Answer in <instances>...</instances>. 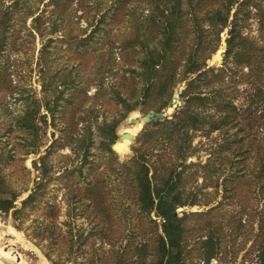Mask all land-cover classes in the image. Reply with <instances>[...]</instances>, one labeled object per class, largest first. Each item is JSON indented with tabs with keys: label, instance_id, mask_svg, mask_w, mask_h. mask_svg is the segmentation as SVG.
I'll return each instance as SVG.
<instances>
[{
	"label": "rangeland",
	"instance_id": "rangeland-1",
	"mask_svg": "<svg viewBox=\"0 0 264 264\" xmlns=\"http://www.w3.org/2000/svg\"><path fill=\"white\" fill-rule=\"evenodd\" d=\"M176 1L0 0V177L9 192L2 198L17 197L9 214L0 212V252L9 251L23 264H52L47 256L65 264H153L162 219L138 204L133 163L145 157L150 179L163 164L181 163L162 140L165 130L181 123L184 117L175 116L187 109L206 121H221L215 106L219 98L212 94L222 91L239 108L237 126L228 133L211 131L210 124L188 131L191 148L181 186L184 199L196 205L176 212L187 215L185 260L205 264L212 253L209 264H259L264 181L242 185L238 179L245 172L250 179L254 168L258 143L249 140L264 143V0L247 8H240L243 0H238L225 29L214 28L197 10L204 33L192 17V2L202 0H180L185 14L171 58L178 66L175 84L161 91L162 79L147 97L143 78L132 73L142 72L144 54L137 50L129 59L125 43L139 34L145 37L139 29L160 19L157 8L170 12ZM236 12L240 32L256 52L251 64L239 63L235 53L225 61ZM162 40L160 34L147 44L161 49ZM197 46L208 67L190 74L187 61ZM224 64L226 69H220ZM212 68L216 75L210 72L211 82L203 81L200 88L210 100L188 102L190 83ZM177 95L182 105L169 112ZM29 112H37L35 128L23 121ZM158 112L168 118L139 129L122 157L100 130L116 123V142H122L131 119ZM165 121H170L166 127L154 126ZM248 133L249 139L236 142ZM226 141L231 149H220ZM126 154L135 159L127 161ZM91 189L101 194L99 204Z\"/></svg>",
	"mask_w": 264,
	"mask_h": 264
},
{
	"label": "trees",
	"instance_id": "trees-1",
	"mask_svg": "<svg viewBox=\"0 0 264 264\" xmlns=\"http://www.w3.org/2000/svg\"><path fill=\"white\" fill-rule=\"evenodd\" d=\"M253 1L254 0H243V3L240 4L239 7L247 8L252 5ZM237 2L238 0H202L195 3L192 2V17H194L195 26L199 32L204 33L202 28V20L196 14L197 10H202L203 13L208 16V20L214 28H217V26H222V28L225 29L229 24V15L231 14L232 7L234 4H237ZM223 9H226L227 11L225 14L223 13ZM157 10L161 13L160 19L157 17L150 19L148 25L144 27L146 29H139L140 32H145V37H143L142 34H139L135 39L125 43V46L129 47L130 49L129 54L127 55L129 59H131V56L138 54L137 50H141V54H144V58L140 64L142 72L137 73L132 71V73L143 78L147 86L145 89L147 97L151 96L154 86L157 85L162 79V86L159 87V90L161 91L164 90V92H166L170 86L175 84L178 66L173 63L171 58L174 55L177 44L180 40L178 30L183 25L182 18L185 14L181 9L180 0L176 1L170 12L162 10L161 7H158ZM239 12L235 13V18L231 24L229 39L227 41L228 48L225 55V61L232 53H235L239 63L245 60L244 64H251L256 52L253 49L254 46L247 38L243 37L240 32L241 25H239L237 21ZM262 22L264 23V20H262ZM160 34L163 35V40L160 42L161 49H150L149 44L147 43L154 41L157 35ZM198 49V46L197 48L195 47L188 57L186 72L190 74L198 73L202 66L206 68L208 67L206 63V57L203 59L198 57ZM249 68L253 71L255 69L252 67V65H250ZM220 69H226L225 64L224 67ZM210 72L216 75L215 68H212L202 72L195 81L190 83L188 90L185 92V97H188V102H207L210 100L211 96L209 98L208 96L203 97L202 95L204 93H202V90H200L202 83H204L203 81L206 82V85H209L211 82L212 78H208ZM220 75L221 74H219V77ZM133 84L134 82H132V86ZM197 89L199 91H196ZM212 95L213 97L219 98V100H216L215 106H217L219 110L217 113L220 114V118L222 119L221 121L219 119V122H215L214 117L209 119V121H206L198 113L187 109L186 111H183L179 115L175 116V119L177 120L180 118V116L184 117L181 123H178V121L176 125L171 123L172 127H168L164 132L165 134L162 137V140H164V142L167 144L166 146L172 150V154L176 156V160H181V163L177 162L176 164H163V167L154 173L155 175L153 179H150L152 170L151 167L147 165V163H143L145 157L141 156L133 163L136 164L134 175L138 186V204L145 213L150 214L156 212V214L162 219L161 229L163 234L159 236V239L155 245L156 251L153 264H186L183 245L185 234L184 218H186L187 215L185 214L184 217H179L176 212L178 207L196 205L195 201L189 204L184 199L185 194L181 186L183 183L182 180L185 174V169H187L185 160L186 157L189 156V150L191 148V140L188 131L191 127L195 128L200 125L210 124L212 125L211 131L225 130L226 133H228L229 129L236 127L239 122V108L235 105V103L224 98L222 91H215ZM36 116L37 112H29L28 115L24 117L23 121L26 122L29 127L35 128ZM168 124H170V121L158 123L154 126L166 127ZM116 125V123H112L100 128L103 137L109 141V145L111 146L116 143L118 138L115 131ZM243 130L244 129L241 128L239 131L244 132ZM250 136L251 135L249 133L245 136L243 135L242 138L236 142L243 143L249 139ZM261 141L262 140L257 142L256 140H253V138L249 140L251 144L258 143V146H256V152L254 154V168L253 171H250L251 178L248 179L245 172L243 175H241L240 179H238L242 185L252 183L253 181L262 184L264 181V143H261ZM225 144L227 146H221L220 149H231V147L228 145L230 144L229 141H226ZM90 146L91 143L87 145V147ZM237 148V150H239V154H241V148L238 146ZM107 149L109 152L112 151L110 148ZM150 149H154V147L151 146ZM127 152L128 151H126V153ZM214 154L215 153H213V155ZM247 164L248 158H244L243 165L246 166ZM239 187L240 184H237L233 187V189L235 190ZM225 191L227 192V189H225ZM8 193L9 192L6 191V188L2 184V179L0 177V212L5 214H9L13 210L15 200L17 198L15 195H12L11 199H3L2 195H6ZM89 194H91L96 204H99L101 194L96 192L94 189H91ZM156 201L159 203L158 205L155 204ZM23 205H26V202H24ZM211 241L212 239L205 243L207 248L210 246ZM260 242L261 244L259 246L258 253L259 264H264V237ZM209 250L211 251V249ZM47 258L52 264H65L59 261H52L48 256ZM213 258L214 256L211 253L207 257L205 264H209L210 260ZM118 264L126 263L120 260Z\"/></svg>",
	"mask_w": 264,
	"mask_h": 264
},
{
	"label": "bare ground",
	"instance_id": "bare-ground-1",
	"mask_svg": "<svg viewBox=\"0 0 264 264\" xmlns=\"http://www.w3.org/2000/svg\"><path fill=\"white\" fill-rule=\"evenodd\" d=\"M173 110H176V108H172V109H169L168 111L169 112H172ZM167 111V112H168ZM157 117H159V116H156V117H153V116H151V115H149V114H147V115H145L144 117H142L141 118V122L140 123H137V125L136 126H134V127H132V128H130V129H126V134H130V135H132V138L131 139H129L127 136H126V134H124L123 136H122V138H121V141L122 142H124V143H126V142H128V143H126L127 145H129V144H131L134 140H135V136H134V134L136 133V132H138L139 131V129H142L143 128V126L148 122V121H151V120H153L154 118H157ZM129 128V127H128ZM128 138V139H127ZM11 231V230H10ZM12 231H14V230H12ZM8 234V233H7ZM16 234V233H15ZM2 235V234H1ZM14 235V234H13ZM18 237H19V235H18ZM19 239H20V237H19ZM15 240H18V239H15ZM20 241V240H19ZM1 243V242H0ZM2 249V248H1ZM2 250H5V249H2ZM6 251V250H5ZM11 251V250H10ZM4 252V251H3ZM13 252V251H12ZM5 253V252H4ZM17 255V254H16ZM21 257V256H20ZM23 259V258H22ZM5 260H7V262L5 261ZM42 261V260H41ZM43 262V261H42ZM41 262H39V264H40ZM47 263V262H46ZM0 264H23V262H21V258H19V257H17L16 258V256L15 255H13V254H11L9 251H7L5 254H3L2 252H0Z\"/></svg>",
	"mask_w": 264,
	"mask_h": 264
},
{
	"label": "water",
	"instance_id": "water-1",
	"mask_svg": "<svg viewBox=\"0 0 264 264\" xmlns=\"http://www.w3.org/2000/svg\"><path fill=\"white\" fill-rule=\"evenodd\" d=\"M208 65H209V66H214V65L211 64V62H209ZM178 99H179V95L176 96V100H174V102H173V106H174V108L181 107V105H182V103L179 102ZM148 114L151 115V116H153V117H156V116H159V117L154 118V119L151 120V121H148L145 125H152V124H154V123H156V122H158V121H164L165 119L168 118L167 115H164V112L148 113ZM173 114H174V113H173ZM173 114H172V115H173ZM145 115H146V114H145ZM145 115H144V116H145ZM140 122H141V118H133V119H131V125H132V127H134L137 123H140ZM145 125H144V126H145ZM126 136H127L129 139L132 138V135H130V134H126ZM128 138H127V139H128ZM126 146H127V144L124 143V142H116L115 144H113V145L110 146V147H111V149H112L117 155H120V154L124 151V149H125ZM125 159H126L127 161H131V160L135 159V157H133V156L130 155V154H126V155H125ZM184 211H185V210H184L183 208H179V212L182 213V212H184ZM193 212H194V213H199L198 210H194Z\"/></svg>",
	"mask_w": 264,
	"mask_h": 264
}]
</instances>
